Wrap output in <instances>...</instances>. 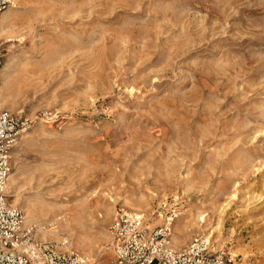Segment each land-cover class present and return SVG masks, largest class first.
<instances>
[{"label":"rangeland","instance_id":"374dc122","mask_svg":"<svg viewBox=\"0 0 264 264\" xmlns=\"http://www.w3.org/2000/svg\"><path fill=\"white\" fill-rule=\"evenodd\" d=\"M10 1L8 197L36 239L102 264L123 210L264 264V0Z\"/></svg>","mask_w":264,"mask_h":264},{"label":"built area","instance_id":"2783aa9c","mask_svg":"<svg viewBox=\"0 0 264 264\" xmlns=\"http://www.w3.org/2000/svg\"><path fill=\"white\" fill-rule=\"evenodd\" d=\"M10 0H0V17ZM1 68V63H0ZM29 123L0 112V264H90L76 253L59 252L39 242L43 227L25 224L23 213L9 202L12 151ZM109 250L114 264H231L233 259L215 251L208 239H194L188 247L174 251L166 226L149 229L142 217L118 210L109 228Z\"/></svg>","mask_w":264,"mask_h":264},{"label":"bare ground","instance_id":"6f19581e","mask_svg":"<svg viewBox=\"0 0 264 264\" xmlns=\"http://www.w3.org/2000/svg\"><path fill=\"white\" fill-rule=\"evenodd\" d=\"M13 1H15V0H13ZM12 1V2H13ZM10 3H11V1H10ZM14 3V2H13ZM13 7V6H12ZM2 18H3V16H2ZM2 18H0V24H1V21H2ZM3 23V22H2ZM6 68H7V65H5L4 67H3V69L0 71V77H2V75L6 72ZM12 175H10V177H9V181L10 180H12ZM12 182V181H11ZM85 203H87V202H85ZM85 205L86 204H84V207H85ZM89 208V207H88ZM81 209H83L82 208V204H81ZM86 210H87V208H85ZM89 210V209H88ZM80 211H82V210H80ZM84 212V211H83ZM69 215V214H68ZM57 216H60V217H55L56 218V221H60L62 218H64L65 216H66V220L68 221V220H70L68 217H67V215H66V213L65 212H61L59 215H57ZM63 216V217H62ZM31 218V217H30ZM201 220V219H200ZM30 221H32L31 219H29V218H25L24 217V223L25 224H29V222ZM69 222H73V220H70ZM172 222V220L171 219H169V218H167L166 219V227H168L169 225H170V223ZM32 223V222H31ZM71 224V223H70ZM48 234H51V235H58V233H55L54 231H52V230H50L49 232H47ZM46 237H47V234H46V232H41V234H40V236H39V239H41L42 241L43 240H45L46 239ZM48 238V237H47Z\"/></svg>","mask_w":264,"mask_h":264},{"label":"crops","instance_id":"0c3cea01","mask_svg":"<svg viewBox=\"0 0 264 264\" xmlns=\"http://www.w3.org/2000/svg\"><path fill=\"white\" fill-rule=\"evenodd\" d=\"M102 264H114L113 257H111V261L110 260H106Z\"/></svg>","mask_w":264,"mask_h":264}]
</instances>
